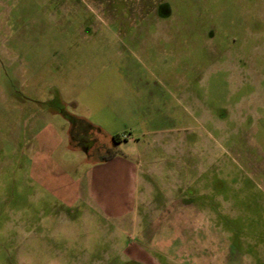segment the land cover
<instances>
[{"label": "rangeland", "instance_id": "obj_1", "mask_svg": "<svg viewBox=\"0 0 264 264\" xmlns=\"http://www.w3.org/2000/svg\"><path fill=\"white\" fill-rule=\"evenodd\" d=\"M52 108L138 157V218L82 216L32 182L33 115L68 129ZM83 157L54 153L72 174ZM131 259L264 264V0H0V264Z\"/></svg>", "mask_w": 264, "mask_h": 264}, {"label": "crops", "instance_id": "obj_2", "mask_svg": "<svg viewBox=\"0 0 264 264\" xmlns=\"http://www.w3.org/2000/svg\"><path fill=\"white\" fill-rule=\"evenodd\" d=\"M47 102H38V105L44 106ZM47 113H57L62 116L60 109L53 110L52 108L51 111L47 109ZM42 114L37 110L25 128L27 131L25 151L29 154L27 169L32 182L44 191L53 194L58 203L68 208L82 207L80 210L83 213L82 216L92 218L98 214L107 221L111 219L117 225H123L126 218H138L140 199L137 195V188L141 161L133 160V157H138L131 153V158L114 155L102 161L101 156L106 151H103L105 144L99 133L87 131L85 125L81 124L74 129L75 138L71 141L69 123L63 116L64 121L68 123L66 131H60L58 126L48 119L37 127L38 124L36 126L35 122L42 119ZM35 126L37 129L30 132ZM144 127H141L140 135L143 134ZM117 136L118 142L115 145L131 140L127 134L125 138ZM87 138L93 140L88 147L83 148V141ZM57 149L83 153L84 157L80 159V162L87 164L86 170L72 174L60 168V164H65V160L54 158ZM132 151L134 152L133 149ZM70 169L74 172L78 170V167L73 165ZM119 233L122 234L121 230ZM127 262L138 264L135 259L123 264Z\"/></svg>", "mask_w": 264, "mask_h": 264}, {"label": "trees", "instance_id": "obj_3", "mask_svg": "<svg viewBox=\"0 0 264 264\" xmlns=\"http://www.w3.org/2000/svg\"><path fill=\"white\" fill-rule=\"evenodd\" d=\"M60 112L62 114V116L68 121L69 123V132L71 134V141L74 140V129L78 128L81 124H84L87 131H91V132H97V133H100L101 130L98 126L90 123L89 121H87L86 119H83V118H79L77 117L76 115H72V114H69L65 111H63L62 109H60ZM86 133V132H85ZM93 139L92 138H87V141L85 143H87L88 145H83V148H86L89 146L90 142L92 141ZM111 141L113 144H116L118 142V136L117 135H112L111 136ZM115 155V151H112L111 149H107L105 154H103L101 156V160L104 161V160H108L109 158H111L112 156Z\"/></svg>", "mask_w": 264, "mask_h": 264}, {"label": "flooded vegetation", "instance_id": "obj_4", "mask_svg": "<svg viewBox=\"0 0 264 264\" xmlns=\"http://www.w3.org/2000/svg\"><path fill=\"white\" fill-rule=\"evenodd\" d=\"M156 12L158 13V14H166V12H167V4L166 3H158L157 5H156ZM243 54V53H242ZM241 54V55H242ZM246 53H244L243 54V57H246L247 55H245ZM238 55H239V53H238ZM87 141V139H84V141H83V145H84V143Z\"/></svg>", "mask_w": 264, "mask_h": 264}, {"label": "built area", "instance_id": "obj_5", "mask_svg": "<svg viewBox=\"0 0 264 264\" xmlns=\"http://www.w3.org/2000/svg\"><path fill=\"white\" fill-rule=\"evenodd\" d=\"M122 137H123V138H125V137H126V135H123Z\"/></svg>", "mask_w": 264, "mask_h": 264}]
</instances>
